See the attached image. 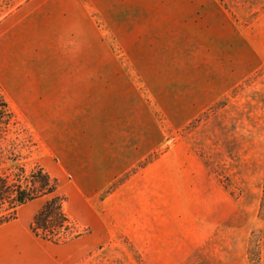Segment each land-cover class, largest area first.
Returning a JSON list of instances; mask_svg holds the SVG:
<instances>
[{
    "label": "rangeland",
    "instance_id": "rangeland-1",
    "mask_svg": "<svg viewBox=\"0 0 264 264\" xmlns=\"http://www.w3.org/2000/svg\"><path fill=\"white\" fill-rule=\"evenodd\" d=\"M3 102L0 172L65 197L41 264H264V0H0Z\"/></svg>",
    "mask_w": 264,
    "mask_h": 264
},
{
    "label": "crops",
    "instance_id": "crops-1",
    "mask_svg": "<svg viewBox=\"0 0 264 264\" xmlns=\"http://www.w3.org/2000/svg\"><path fill=\"white\" fill-rule=\"evenodd\" d=\"M115 54L118 58L124 57V55L122 53H119L118 51H115ZM120 69L122 70V73L125 76L121 77L120 81L114 84V87L122 84L129 85L130 83L132 84L131 86L134 85V94L138 95L140 91L142 95L148 97V94L145 92V89L140 90L137 79L133 75L134 73L132 71V68L130 66L124 65V66H120ZM82 74H83L82 81L84 83H88L89 80L88 74L85 72H83ZM112 90L110 92L111 95L114 96L112 94ZM119 94L121 98L127 97L126 101L131 96V93L125 94L122 92L121 93L118 92L117 96ZM86 97L84 96L83 98L85 99ZM102 99L106 100L107 97L103 96ZM151 120L153 124L154 123L153 117H151ZM106 136L108 137V140L106 142L112 143L114 141V139L112 138L116 137L117 133L115 130L108 129V131L106 132ZM139 136L140 137H138L136 133H134V131H132L131 129L128 128L123 129L124 140L121 142V144L130 149L121 152V154H123V157L121 158L116 159L115 156L113 155V154H117L118 152L113 154L108 153L109 155H107L104 158L114 161L115 160L125 161L127 163H129V161H131L132 159L134 160L138 159L141 155L147 152L148 150L147 147L151 145L153 139L151 140V143L149 145L146 144V139H150L153 136V132L152 131L149 132L147 129H145L142 131L141 135ZM138 146L141 148L140 152H136ZM133 154H135V157L132 158ZM138 154L140 155L138 156ZM57 192H58V187H57ZM60 195L64 196L63 194ZM44 197L46 196L28 201L19 207L21 208L22 206H31L32 212H30V216H32V218H30L28 214L25 218H17L0 224V264H38L36 262V250H39V255H40L39 264H41L40 263L41 250L42 247L44 246V243H43V239L39 238L38 235H36L32 230V223L34 222V219L38 214V212L44 207L47 199L49 198L47 196V199L42 204L37 203L38 200Z\"/></svg>",
    "mask_w": 264,
    "mask_h": 264
},
{
    "label": "trees",
    "instance_id": "trees-1",
    "mask_svg": "<svg viewBox=\"0 0 264 264\" xmlns=\"http://www.w3.org/2000/svg\"><path fill=\"white\" fill-rule=\"evenodd\" d=\"M1 108L3 111L0 112L2 113L10 112L6 102L2 103ZM0 123L4 124L5 122L0 121ZM39 169L43 170L41 167ZM47 181L50 182V187H48ZM56 182H51V178L46 174L43 186L47 187H44L46 191L42 193L43 191H36L34 187L13 183L10 181L8 174L0 172V224L6 222L7 218L16 214L18 208L24 203L39 197L49 196L44 207L36 215L32 223V230L43 239L56 242L59 239V233H57L55 228L65 227V223L68 222V217L63 209L65 197L57 192L58 186ZM260 208L261 211H264V181ZM256 238V233L249 238L247 251L250 264H260Z\"/></svg>",
    "mask_w": 264,
    "mask_h": 264
}]
</instances>
